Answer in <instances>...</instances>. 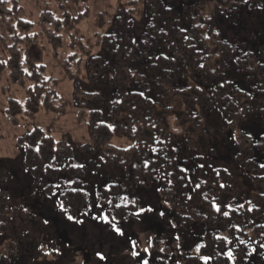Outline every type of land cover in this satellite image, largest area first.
I'll list each match as a JSON object with an SVG mask.
<instances>
[{"label":"rangeland","instance_id":"obj_1","mask_svg":"<svg viewBox=\"0 0 264 264\" xmlns=\"http://www.w3.org/2000/svg\"><path fill=\"white\" fill-rule=\"evenodd\" d=\"M16 1L21 7L19 17L32 22L37 33L43 11L58 18L63 17V11L69 17H81L70 29L61 30L56 56L40 34L37 44L20 50L22 55H33L42 62L47 75L57 80L58 94L65 103L63 114L32 106L35 110L32 116L18 113L19 120L13 123L6 113L9 100L20 102L25 110L26 95L11 81L7 68L0 70V191L6 198L0 218V264H144L145 260L148 264H195L207 229L202 223L185 221L182 212L171 209L161 196L160 190L168 181L169 172L159 169L149 185L132 180L130 171L113 166L105 159L103 153L107 148L92 145L87 121L77 120L80 108L88 115L91 105H95L100 121L112 127L109 111L115 97L112 80L117 66L113 53L101 44L102 35L112 30L116 10L134 0H63L64 8L59 7L57 0ZM135 1L133 30L134 38H138L146 18L141 0ZM165 1L171 7L178 1L187 7L201 2L199 11L206 12L200 13L196 21L203 25L202 32L209 23L203 19L209 17L212 28L230 50L226 57L221 54L219 43L210 45L214 67L220 56L226 57L222 80L235 82L243 92H254L255 87H260L262 80L256 68L261 64L259 71L264 73V0ZM7 4L10 7L12 0H7ZM74 38L89 49L90 55L81 57L80 74L69 79L60 62L72 52L70 43ZM158 46L160 52L165 51L162 42ZM249 53L254 56L252 60L247 59ZM149 55L144 54L127 67L118 66L129 90L144 91L146 86L151 98L160 95L161 99L163 94L169 96L176 86L184 92L197 94L195 87H198L207 93L220 80L213 76L209 83H203L206 77L202 72L197 75L201 80H194L186 63L179 66L174 80L167 78L166 82H160L156 77L164 74L158 75L147 67L154 57ZM90 56L98 57V62L89 65ZM7 58L0 47V62L5 63ZM163 102L170 106L165 99ZM192 108L200 118L202 131L195 136L183 134L173 146L174 159L192 185L195 168L203 160L215 169L228 172L231 192L227 206L237 210L238 215L228 223L236 227L235 231L232 229L228 234L227 227L216 228L223 236L227 232L224 264H264V231L259 232L263 236L260 241L253 231L255 226L264 230V182L255 181L252 178L255 172H248L240 162L241 147L237 144L242 132L249 134V138L243 137L245 158L264 164V151H258L257 147L260 112L244 114L235 123L217 108L203 109L198 102ZM156 110L162 111L163 106L156 105ZM177 110L178 106L174 107L173 111ZM34 128L50 135L62 150L68 151L53 166L61 168L68 163L80 170L75 173L60 170L55 178L45 174L36 178L27 171L23 165V148L17 141ZM109 144L128 148L133 140L112 129ZM69 189L82 191L84 201L78 204L68 197ZM209 261L201 258L197 264Z\"/></svg>","mask_w":264,"mask_h":264},{"label":"trees","instance_id":"obj_2","mask_svg":"<svg viewBox=\"0 0 264 264\" xmlns=\"http://www.w3.org/2000/svg\"><path fill=\"white\" fill-rule=\"evenodd\" d=\"M57 1L60 3L59 7L64 8L63 0ZM141 2L146 22L140 37L134 38L133 19L137 7L135 0L116 10L112 30L102 35L101 44L113 53L112 58L117 66L112 80L115 97L110 102L109 111L112 127L100 121V112L95 105H91L88 115L80 108L77 120L87 121L92 145L103 150L107 148L108 150L103 153L105 159L113 166H121L130 171L132 180L149 185L159 169L168 171L169 179L160 190L161 196L171 209L182 212L185 221L202 223L207 229L199 246L195 264L201 258L210 259L207 264H224L223 250L227 232L223 236L216 228L227 227L228 234L232 229L235 231L236 227L228 223L231 218L238 215L237 210L229 209L227 206V198L231 192L229 174L224 169L211 167L203 160V163L195 168V183L192 185L185 171L174 159L173 146L183 134L195 136L202 131L200 118L192 108V104L198 102L203 109L221 110L235 123H238L244 114L260 112V141L257 147L258 151L263 152L264 77L261 75L264 73L259 71L261 66L259 64L256 74L262 81L260 87H255L254 92H243L235 82L222 80L227 66L226 57H229L230 50H227L226 43L219 39L209 17L203 19L209 23L202 32L203 25L196 21L200 13L206 12L199 11L201 2H195L188 7L182 1L176 2L173 7L165 0ZM20 10L21 7L16 0H12L10 7L7 0H0V47L8 55L5 63L0 62V70L7 68L11 81L21 87L26 95L25 110L22 109L20 102L9 100L6 113L15 124L19 120L18 113H23L24 116L33 115L35 110L32 106H41L46 112L58 115L65 112V103L57 91V80L47 75L46 66L42 62L33 55H22L20 50L37 44L40 34L50 43L53 55L56 56L57 48L61 45V30L64 27L70 29L81 17L72 18L67 11H63V17L58 18L49 11H43L38 21L37 33L32 22L19 17ZM160 42L166 48L163 52L159 51ZM214 42L219 43L221 54L226 55L220 56L215 67L211 64L213 54L210 47ZM70 47L72 52L60 62V66L69 79H75L81 71V57L90 54L89 49L78 38L73 39ZM146 53L154 55L147 67H151L158 75L164 74L163 77H156L160 82L167 78L174 80L178 75L179 66L186 63L193 73L191 76L194 80H201V77L197 76L199 72L206 77V80L203 78V83H209L213 76L220 80L212 85L207 93L198 87H195L197 94L184 92L176 86L169 96L163 94L161 99L160 95L151 98L146 86L144 91L129 90L127 80L118 72V66L127 67V64L137 61ZM248 58L252 60L254 56L249 53ZM97 62L98 57L90 56L87 63L91 65ZM141 83L143 85V82ZM163 99L170 106H165ZM156 105L163 106V110L157 111ZM176 106L178 110L173 111ZM170 111H173L172 114ZM112 129L133 140V144L128 148L111 147L109 139ZM243 137L249 138V134L242 132V139L237 142L241 147L238 154L242 156L240 162L244 163L248 172H255L251 174L255 181L264 182V164L245 158L247 152ZM17 143L23 148L24 168L36 178L41 174L55 178L60 170L73 173L80 170L68 163L61 168L53 166L59 163L68 151L62 150L50 135L39 128H34L24 138H18ZM68 160L67 157L66 162ZM258 171L263 174H257ZM67 196L78 201V204L84 201V195L78 189L67 190ZM5 202V195L0 191V218ZM253 231L256 240L260 241L263 236L259 232L264 230L261 226H255Z\"/></svg>","mask_w":264,"mask_h":264},{"label":"snow or ice","instance_id":"obj_3","mask_svg":"<svg viewBox=\"0 0 264 264\" xmlns=\"http://www.w3.org/2000/svg\"><path fill=\"white\" fill-rule=\"evenodd\" d=\"M141 95H142V93H141ZM101 258H103V257H101ZM144 264H148V261H147V260H145V261H144Z\"/></svg>","mask_w":264,"mask_h":264}]
</instances>
